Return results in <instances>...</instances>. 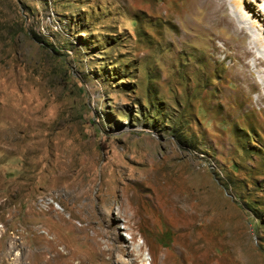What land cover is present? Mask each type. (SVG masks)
Here are the masks:
<instances>
[{"label":"rangeland","instance_id":"rangeland-1","mask_svg":"<svg viewBox=\"0 0 264 264\" xmlns=\"http://www.w3.org/2000/svg\"><path fill=\"white\" fill-rule=\"evenodd\" d=\"M211 2L0 0V264H264V65Z\"/></svg>","mask_w":264,"mask_h":264},{"label":"bare ground","instance_id":"bare-ground-1","mask_svg":"<svg viewBox=\"0 0 264 264\" xmlns=\"http://www.w3.org/2000/svg\"><path fill=\"white\" fill-rule=\"evenodd\" d=\"M211 1L216 7L215 11L212 10L214 14L217 9L226 6V0ZM232 4L236 9L228 15L231 23L236 30H240V33L250 37V44L254 45L253 48L246 49L247 54L253 57L257 66L264 65V30L263 27H259L257 17L254 16L256 14L260 19L264 17V0H232ZM252 33L257 35H252ZM248 63L245 65L247 68L250 65Z\"/></svg>","mask_w":264,"mask_h":264}]
</instances>
